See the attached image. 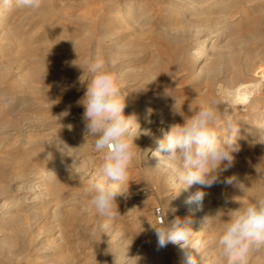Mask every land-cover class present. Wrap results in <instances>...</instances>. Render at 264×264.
<instances>
[{"label": "rangeland", "instance_id": "rangeland-1", "mask_svg": "<svg viewBox=\"0 0 264 264\" xmlns=\"http://www.w3.org/2000/svg\"><path fill=\"white\" fill-rule=\"evenodd\" d=\"M192 1L41 0L38 9L0 5V19L3 20L2 25L0 23V237L11 230V234L17 235L19 248L18 255L14 256L5 255V249L0 248V264H131L141 251L153 244V237L147 231L138 230L137 222L144 217L150 225H159L154 217L156 206L163 209V221L166 217L171 220L170 210L175 203L168 199L172 194L164 179L168 174L161 168L148 169L140 162L139 153L123 181L132 203H123L125 199L117 198L112 217L97 214L89 197L83 193L90 184L87 178L95 167L99 172L103 154L95 151L94 138L86 136L85 122L81 118L84 108L77 101L83 97L91 78L87 70L89 62L101 61L117 77L121 99L146 97L151 100L148 108L163 114L167 121L153 127V138L164 127L183 124V117L174 113V108L191 115L204 106L202 101L207 96L215 95L212 79L205 83L204 79H191L188 75L194 64L199 70V66L209 64L206 61L210 59H199L198 55L188 52L199 49L202 39H211L217 33L218 36L212 38L217 44L215 49L207 52L211 53L212 60L217 59L216 68L222 72L218 80H232L231 75L234 76L236 70L239 72L235 81L255 85L256 65H259V59L264 60V38L257 39L259 30L264 34V0H256V3L208 0L211 3H208L209 11L219 22L201 25L203 34L198 38L195 36L198 27L188 26V22L196 18L195 10H190L193 9L190 8ZM9 17V22L17 28V41L6 29ZM46 32L54 34V38L62 36L63 41L82 46L71 53L56 54L44 42ZM262 34L260 36H264ZM32 36H36L35 39L31 40ZM36 60L42 68L52 72L45 76L31 75L28 67ZM259 87L251 108L233 115V119L228 116L232 121L236 119L233 122L240 129L237 135L239 151L233 154L232 166L220 174L218 182L202 189L205 192L201 203L206 211V233L214 237L211 252L208 253L207 246L201 247L206 249L202 253L208 264H226L217 242L222 221L229 218L228 213L239 208V202L246 204L264 192V128H260L264 124L260 122L264 120V112H261L264 110V86ZM131 104H126L124 115H140L137 103ZM191 105L194 107L192 112ZM65 111L69 115L62 116ZM172 119L175 123L169 122ZM73 121L78 133L84 134L85 138L84 155L78 159L67 156L59 148L51 149L49 145L46 149L36 143L25 147L29 138L41 139L46 135L48 140L57 139L69 131L66 126ZM225 121L224 124L217 121L218 130H224ZM65 122L66 126L60 125ZM57 143L55 140L52 144L56 146ZM13 144L16 147L8 149ZM67 157L74 160L70 162V168L75 172L72 175L62 169L64 164L61 162ZM90 157L93 158L89 163L91 166L86 170L84 164ZM55 162L58 166L55 175L46 177L48 180L41 183L39 190L26 192L41 168L45 170ZM228 178H233L232 183L225 182ZM243 184L245 191L240 187ZM200 187L191 186L194 192ZM33 196H38V200L26 207L25 199ZM211 200L218 203L219 221L213 223L215 228L208 230L207 225L212 223L208 217ZM133 204L138 208L137 212L140 210L137 215L142 217L128 215L124 207L128 209V205ZM179 208L181 213L187 209L184 204ZM2 215L6 216L4 220ZM12 237L9 242L14 241ZM178 262L176 260L175 264ZM249 264H264V250L254 253Z\"/></svg>", "mask_w": 264, "mask_h": 264}, {"label": "clouds", "instance_id": "clouds-1", "mask_svg": "<svg viewBox=\"0 0 264 264\" xmlns=\"http://www.w3.org/2000/svg\"><path fill=\"white\" fill-rule=\"evenodd\" d=\"M4 7L16 6L24 9H38L41 0H0ZM90 80L83 97L77 103L84 108L86 136L94 138L93 147L102 153L98 175L90 181L83 195L89 197L91 205L100 216L112 217L117 208L119 185L126 179L129 167L137 157L138 146L134 141L143 130L135 115L126 117V99H121L117 77L105 68L101 61H90L87 67ZM152 110L149 109V116ZM183 117V124H172L159 141V154L171 162H178L175 184L180 190L193 185L201 186L189 202H202L205 187L218 182L222 172L227 171L234 161L237 146L238 127L232 120H226L224 130L217 129L221 116L215 101L201 106L191 115L176 111ZM62 116L69 115L65 111ZM150 123V119L148 120ZM136 125H139L137 128ZM71 129V125H68ZM162 154V155H161ZM233 178L225 182L232 183ZM243 191L244 185H240ZM239 202V201H238ZM228 213L223 220L217 242L220 254L226 264H249L251 256L264 250V192L248 203ZM172 211H175L174 209ZM207 217L203 225H206ZM190 218L175 217L153 227L158 237V246L179 245L186 252L185 264H208L200 252Z\"/></svg>", "mask_w": 264, "mask_h": 264}, {"label": "bare ground", "instance_id": "bare-ground-1", "mask_svg": "<svg viewBox=\"0 0 264 264\" xmlns=\"http://www.w3.org/2000/svg\"><path fill=\"white\" fill-rule=\"evenodd\" d=\"M200 0H193L191 7L193 9H190L192 11L195 10V16L196 18L194 20H189L190 22H188V26L190 27H198L197 28V32L195 34V36L198 38L200 35L203 34L202 32V28H199L201 25L204 26H208V24L211 23H216L219 21H215L214 19V14L212 15L211 12L209 11L208 8V0H201V2H198ZM213 1V0H212ZM211 1V2H212ZM243 1V0H242ZM246 3L247 2H254L256 0H244ZM200 3V4H199ZM206 3V4H205ZM204 4V6L202 7V5ZM211 4V3H210ZM3 6V5H2ZM1 6V8H2ZM0 8V11H1ZM195 8V9H194ZM4 9V8H3ZM41 9V8H40ZM9 10V9H8ZM7 10V11H8ZM211 10V9H210ZM225 10V9H224ZM44 11V10H43ZM258 11V10H257ZM220 12V10H219ZM15 13H17L15 11ZM213 13V12H212ZM217 13V12H216ZM224 13V12H222ZM9 14V13H7ZM18 14V13H17ZM127 14H129V12H127ZM220 14V13H219ZM228 15V13H226ZM216 15V14H215ZM224 15V14H223ZM52 16V15H51ZM129 16V15H128ZM13 17V16H12ZM125 17V16H123ZM219 17V16H218ZM2 18V17H1ZM15 18V16H14ZM126 18V17H125ZM132 18V17H131ZM13 19V18H12ZM17 19V18H16ZM0 23L2 25L3 20L0 19ZM6 21V19H4ZM196 20V21H195ZM10 17L8 18V24L6 29H8V33L11 35V37H13L15 39V31H16V26L14 25V23H10ZM261 22V21H260ZM138 23V22H137ZM33 24V23H32ZM171 24V23H170ZM225 24V23H223ZM258 24V23H257ZM5 25V24H3ZM83 25V24H82ZM36 27V26H35ZM222 27V26H221ZM33 28V27H32ZM37 28V27H36ZM47 28V27H46ZM205 28V27H204ZM215 28V27H214ZM228 28V27H227ZM39 29V28H38ZM43 29V28H42ZM142 29V28H141ZM77 30V29H76ZM39 31V30H37ZM80 31V29H79ZM179 31V30H178ZM254 31V30H253ZM50 32V31H49ZM46 32V37L44 39V42L46 43L47 47L52 50L53 52H55L56 54L59 53H71L75 50L80 49V47L82 45H78L76 43H73L71 41L69 42H65L63 41L62 36H60L59 38H54V34L52 35L51 33ZM81 32V31H80ZM85 32V31H84ZM192 32V31H191ZM213 32V31H212ZM217 32V31H216ZM45 33V32H44ZM259 36L257 37V39H261L264 38V36H260L262 34V30H259ZM19 35V33H17ZM37 34V33H36ZM61 34V33H60ZM65 34V33H64ZM83 34V33H82ZM219 33L217 34H213V37L218 36ZM77 35V34H76ZM163 35V34H162ZM235 35V34H234ZM264 35V34H262ZM38 36V35H37ZM45 36V35H44ZM70 36V35H69ZM80 36V35H79ZM180 36V35H179ZM17 37V36H16ZM36 36H32L30 39L32 40V38H34ZM164 37V36H163ZM212 37V38H213ZM18 38V37H17ZM16 38V39H17ZM209 39V37H205L204 39H202L199 43V49L195 48L194 52H188V54L190 55H198L199 59H203L206 57V59H210V61H206L209 62V64H201V66H199V70H197L194 65L193 67H191V69L189 70V77H191V79H196V80H206L208 79H212V85L215 91V95H210V97H206L205 100L202 101L203 105H206L208 103H211L213 101H215L216 103V107L218 108L219 112L221 113V116L218 120H220L223 124L225 120H231L229 119L231 116V118L233 119V115H238L240 111L245 110L246 108L250 107L252 103H254L253 98H255L257 96V91L259 92L260 87L259 86H264V60H260L259 59V65H256V77L257 80L255 81L256 84L255 85H246V81L245 84H241L243 83L242 81H235L234 79L238 76V72L234 70L233 75H231V77H234L232 80L231 79H226L223 78L221 80H218V75H222V72L219 71L216 66H217V59L212 60V56H209V54H211L210 52H207L209 50L215 49V45L212 41H214L213 39ZM252 38V37H251ZM15 39V40H16ZM35 39V38H34ZM71 39V38H69ZM17 41V40H16ZM19 42V41H18ZM29 42V41H28ZM212 42V43H211ZM24 43V42H22ZM26 43V42H25ZM120 43V42H119ZM16 44V43H15ZM28 44V43H27ZM264 44V43H262ZM23 45V44H22ZM97 45V44H96ZM224 45V44H223ZM95 46V45H94ZM122 47V46H121ZM189 47V46H188ZM187 47V48H188ZM221 47V46H220ZM257 53V52H256ZM255 53V54H256ZM33 55V54H32ZM123 55V54H122ZM261 55V54H260ZM256 56H258L256 54ZM216 57V56H214ZM222 57V56H221ZM226 57V56H225ZM260 57V56H259ZM38 59V58H37ZM223 59V58H221ZM264 59V58H262ZM39 60V59H38ZM32 61L30 66L28 67V71L31 75H46V74H50V72H52L49 69L46 68H42L40 61ZM124 60V59H123ZM250 60V58H249ZM252 60V59H251ZM253 61V60H252ZM29 62V61H28ZM225 63V62H224ZM251 63V62H250ZM220 64V63H219ZM231 64V63H230ZM197 65V64H196ZM225 65V64H224ZM221 67V66H220ZM223 67V66H222ZM245 68V67H244ZM243 68V69H244ZM248 68V67H247ZM229 69V68H228ZM227 69V70H228ZM234 69V68H233ZM249 69V68H248ZM224 70V69H221ZM239 70V69H238ZM242 70V69H241ZM124 71V70H123ZM224 73V72H223ZM225 75V74H224ZM229 75V74H228ZM255 75V74H254ZM240 76V75H239ZM225 77V76H224ZM227 77V76H226ZM29 78V77H28ZM221 78V77H220ZM219 78V79H220ZM44 80V79H43ZM209 82V81H208ZM196 83V82H195ZM200 83V82H199ZM211 83V82H210ZM248 83V82H247ZM251 83V82H250ZM252 84V83H251ZM21 87V86H20ZM253 87V88H251ZM264 92V91H262ZM189 96V95H188ZM206 96V95H205ZM180 98V97H179ZM203 99V98H202ZM151 100H147L146 97H142L140 99H127L126 104H131L136 102L137 103V107H138V111H140V115H136L138 123L140 124L141 129L143 130H149L150 134L144 135L141 134L139 136V138H137L134 143L138 146V149H136L137 151V157L138 158V153L141 155V157L139 158L140 162H143L148 169H154V168H161L162 170L166 171L168 174V177L164 178L166 180L167 186L169 189L172 190V194L170 196H168V199L171 203H175L174 207L171 208L170 210V215H171V220L174 219L175 217H180V218H190L192 220V230L195 233L194 234V241L198 242L199 248H200V252L203 255V250L205 251V248H201L202 246H207L208 249V253L211 252V245H213V236L210 235L209 233L207 234V228L206 225H203L204 221H205V208L202 205L201 202H189L190 197H192L194 195V188L192 189L191 187L188 188L187 190H180L178 189V186H176L175 184V180H176V169H177V163L178 162H171L169 161L167 158L160 156L159 154H157L159 152V141L163 139V133L167 130H169L170 126L164 127L165 129L159 130L158 133L156 134V136L153 138L151 135V131L153 129V127L155 125H159V124H164V122H166L167 120L165 119V117L163 116V114L159 113V112H152L151 115L149 116V113L146 112V110L150 109L148 107L151 106ZM180 103V102H179ZM132 105V104H131ZM157 106V105H156ZM155 106V107H156ZM159 106V105H158ZM179 106V105H178ZM129 107V106H128ZM135 107V105H134ZM254 107V106H253ZM262 107V106H261ZM71 108V107H70ZM136 108V107H135ZM134 108V111H135ZM160 108V106L158 107ZM200 108V107H199ZM198 108V109H199ZM130 109V108H129ZM152 109V108H151ZM194 109L193 105L190 106V112H192ZM260 110V108H258ZM137 110V108H136ZM153 110V109H152ZM156 110V108H155ZM174 111V110H173ZM176 111H178L176 109ZM196 111V110H195ZM261 112H264V110H262ZM171 113V112H170ZM175 113V112H174ZM135 114V112H134ZM137 114V113H136ZM167 115V114H166ZM128 117V116H127ZM164 117V118H163ZM254 117V116H253ZM260 117V116H259ZM82 118V117H81ZM224 118V120H222ZM150 119V123L148 122V120ZM236 120V119H235ZM233 120V121H235ZM163 121V122H162ZM74 122V121H73ZM69 122L68 125H71V129H69L68 125L66 126L65 124L67 122H65L64 124H60L65 125L66 129H68L69 131H67L65 134H62L60 137H57V139L51 138L50 140L46 139V135H42L41 139H27V146L25 147H30L32 145L36 144H40L42 149H46V147L52 148H59L61 152H64L65 154H67V156H72V157H77V159L80 156L84 155V149H83V144L84 143V139L82 135L84 134H79L77 131V126L76 123L74 122ZM170 123H175V119H172L171 121H169ZM260 122H264V120H260ZM219 123V122H218ZM219 125V124H218ZM260 124H258L257 126H259ZM223 126V125H222ZM239 126V125H238ZM136 127L138 128L139 125H136ZM157 128H160V126H156ZM221 127V126H220ZM260 127V126H259ZM79 128V127H78ZM258 128V127H257ZM260 128H264V124H261ZM82 129V128H81ZM161 129V128H160ZM259 129V128H258ZM9 130V129H8ZM220 130V129H219ZM240 130V129H239ZM242 130V129H241ZM223 132V131H221ZM81 133V132H80ZM238 133H240V131H238ZM49 136V135H48ZM39 138V137H38ZM47 140V141H46ZM57 141L59 143L56 144V146H54L52 143L53 141ZM17 141V140H16ZM15 142V141H14ZM49 145V146H48ZM14 147H16V144H13L12 146H10V148L8 149H13ZM49 148V149H50ZM86 149V148H85ZM22 151V150H21ZM27 151V150H26ZM94 153V152H93ZM9 155V154H8ZM27 155V154H26ZM25 155V156H26ZM29 155V153H28ZM162 155V154H161ZM30 157V156H29ZM69 158V159H68ZM93 158H88L86 161V170H88L90 168V162H92ZM74 161L73 159L70 160V157H67L66 160H62L61 164H64V167L62 169H65L66 172L71 173L70 175L74 174L75 172H72V168H70V162ZM55 163H49L50 167L48 166V168L45 170L43 168H41V171L39 173H37L36 178L34 180H32V182L30 183V185L28 186L26 192H35L37 190H39L41 187V183L43 181L48 180L46 177H52L55 175V171H57L58 166ZM32 167V166H31ZM84 167V166H83ZM33 168V167H32ZM40 168V167H39ZM38 170V169H37ZM76 171V170H75ZM68 173L66 175H68ZM25 174V173H24ZM33 174V173H32ZM26 175V174H25ZM65 175V176H66ZM98 175V168L95 167L94 171L90 174V178H87V181H91L92 178L96 177ZM27 177V176H26ZM29 177V176H28ZM27 177V178H28ZM160 177V176H159ZM127 178V177H126ZM127 181V180H126ZM244 185V184H243ZM128 186V183H127ZM137 186V185H136ZM44 190V189H43ZM120 192L124 193L122 195H119L117 198H123L126 200L122 201L123 203H132L130 202V199H132V197H129V192L126 191L125 188V183H121L119 185V189ZM56 191V190H55ZM144 191V190H143ZM141 192V191H140ZM249 192V191H248ZM37 193V192H36ZM76 198V197H75ZM74 199V198H73ZM122 199V200H123ZM211 199V198H210ZM213 199V198H212ZM217 199V198H216ZM26 200V204L25 206L28 207L30 204L35 203L38 200V196H33L30 197ZM150 200V199H149ZM132 201V200H131ZM228 202V201H227ZM180 204H184L185 208H187L185 210V212L181 213V209L179 208ZM218 203H216L215 200H211L208 203V217L212 220V223L208 224V230L209 228H215L216 226L213 223H216L219 221L218 218V211L216 209ZM135 204L128 205V209H126L124 207L125 210H127V213L129 216L135 217L137 215L136 208L134 207ZM223 205V204H222ZM222 207V206H221ZM218 208V207H217ZM175 211H172V210ZM123 211V210H122ZM221 211V210H220ZM28 212V211H27ZM30 213V211H29ZM14 215L16 213H13ZM13 215V216H14ZM143 215V214H142ZM146 215V214H145ZM23 216V215H22ZM222 216V215H221ZM3 220L4 217L3 216ZM8 217V216H7ZM136 217H142L139 215H137ZM149 217V216H148ZM21 218V217H20ZM129 217H127L128 219ZM8 219V218H7ZM22 219V218H21ZM131 219V218H130ZM24 220V219H23ZM150 220V219H149ZM13 221V220H12ZM11 221V222H12ZM136 221V220H135ZM221 221V220H220ZM223 222V221H222ZM7 223V222H5ZM28 223V222H27ZM138 224L136 225L139 229L138 230H142V231H147L146 233H149L152 237H153V244H151L146 250L141 251L140 252V256L137 259H133L131 262V264H175V261H179L176 264H185V259H186V252L189 251L188 249H182L179 245H174V244H168L166 247H159L158 246V237L155 233V230L153 227L156 226H152L148 223V221H146V219L143 217V219L141 218V220L139 222H137ZM207 224V223H206ZM12 225V224H11ZM29 225V224H28ZM6 226V225H5ZM13 226V225H12ZM11 226V227H12ZM18 226V225H17ZM23 226V225H22ZM135 226V228H137ZM1 228V227H0ZM5 228V227H3ZM6 229V228H5ZM16 229V227H15ZM12 229L14 232H18L17 230ZM8 230V229H7ZM4 232V231H3ZM13 232V233H14ZM143 235V233H142ZM14 237V241L9 242L11 240H9L10 237ZM12 237V238H13ZM32 237V235H31ZM30 237V238H31ZM143 237V236H142ZM20 238V237H19ZM17 235L16 234H11V230L8 232H4L1 237H0V248H4L5 252H3L5 255H10V256H14V255H18V247H17ZM28 242V241H27ZM30 242V241H29ZM25 243V242H24ZM59 244V243H58ZM202 244V245H201ZM21 245V244H20ZM34 245V244H33ZM69 245V244H68ZM71 245V244H70ZM73 248V247H71ZM91 249V248H90ZM60 250V248H59ZM92 250V249H91ZM1 251V250H0ZM207 251L205 253H207ZM29 253V252H28ZM25 254V253H24ZM1 255V254H0ZM29 256V255H28ZM217 257V256H216ZM20 259V258H19ZM29 259V258H28ZM92 259V258H91ZM24 260V259H23ZM30 260H32L30 258ZM222 262V261H221ZM87 264V263H86Z\"/></svg>", "mask_w": 264, "mask_h": 264}, {"label": "built area", "instance_id": "built-area-1", "mask_svg": "<svg viewBox=\"0 0 264 264\" xmlns=\"http://www.w3.org/2000/svg\"><path fill=\"white\" fill-rule=\"evenodd\" d=\"M154 217L156 218L157 222H163L164 212L160 206H156L154 209Z\"/></svg>", "mask_w": 264, "mask_h": 264}]
</instances>
